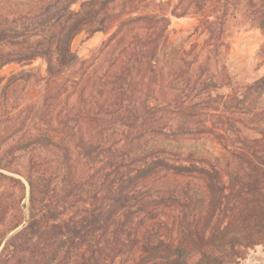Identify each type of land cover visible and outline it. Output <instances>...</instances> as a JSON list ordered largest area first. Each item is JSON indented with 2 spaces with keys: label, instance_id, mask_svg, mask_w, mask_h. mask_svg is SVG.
<instances>
[{
  "label": "trees",
  "instance_id": "trees-1",
  "mask_svg": "<svg viewBox=\"0 0 264 264\" xmlns=\"http://www.w3.org/2000/svg\"><path fill=\"white\" fill-rule=\"evenodd\" d=\"M184 1L174 14L193 10L188 36L204 35L188 45L139 0H43L9 15L42 36L45 70L28 68L38 97L15 115L20 135L5 149L0 139V264H238L264 243V72L239 80L227 39L240 2L264 37V0ZM86 22L115 30L81 58L70 41ZM10 43L0 39V65L16 60ZM95 65L90 91L63 82ZM263 65L264 39L252 72ZM165 217L172 237L154 230Z\"/></svg>",
  "mask_w": 264,
  "mask_h": 264
},
{
  "label": "rangeland",
  "instance_id": "rangeland-1",
  "mask_svg": "<svg viewBox=\"0 0 264 264\" xmlns=\"http://www.w3.org/2000/svg\"><path fill=\"white\" fill-rule=\"evenodd\" d=\"M42 1L43 0H0V39L4 37L7 41L11 42L5 52L10 53L13 55L14 59H16L13 62L0 65V93L10 83L8 86V93L13 99L11 107H8V110H5V108L0 110V113L3 114L0 116V120H3L2 122L6 130L0 134V139L3 140L2 149H5L6 146L12 143L21 133L20 126L16 124L17 120L15 118V115H18L19 108L23 105L30 106L31 103L36 101L39 94L38 88L33 85V77L30 76L31 72L28 68L35 67L42 72L45 70L44 60L40 56L41 50L37 48V46H40L42 36L35 35L36 32L32 26L17 27L14 23H10L12 18L9 15L15 16V14L17 15L19 12H25L29 10L30 7H35ZM73 7L75 9L78 8L79 3H75ZM180 7H189V3L187 1L181 3V0H139L138 13H163L169 19V24L165 33L168 41L173 44L180 45L181 43H185V45H188L189 40L193 39L201 41L204 36L203 34L188 36L191 30L195 28L198 14L194 13L193 10H189L184 16L174 14L175 11L176 13L181 11L182 8ZM243 10V2H240L236 10V18L229 21L230 34L227 38L229 40V52L231 54L229 69L236 73V77L239 80H245L248 76L260 75L264 72V65L258 72H252L254 52L264 37L258 28L250 25L247 19L243 17ZM7 21H9V23ZM114 30L115 27L110 28L107 32H89L88 23H83L80 30H77V33L72 37L70 48L79 57L84 58L93 47L107 39ZM47 35L50 36L49 34ZM129 41L131 40L128 36L119 40L121 43H129ZM119 48L120 46H115V48L110 49V51L106 53L104 58H102V67L106 66L109 61L112 60ZM101 66L95 65L94 67H87L69 73L63 77V82L66 85H71L68 86L69 89H76V94L84 90L88 92L95 86ZM16 78H25V80H18L16 85H14L13 81ZM68 93L69 92L62 95V104H64V100L67 98ZM8 159L7 161L11 163L10 165H12V167H18L17 163L21 161L22 157L14 153L8 156ZM2 170L7 174L18 176L15 173L8 172L4 169ZM2 189L5 191V195L14 201L22 195V191L19 188L10 189L4 187ZM23 201H26V199H23ZM166 215H168V213ZM161 222V224H155L154 230H160L165 237H172L174 235L172 218L166 219L165 217ZM238 264H264V243L249 249L245 257L241 259Z\"/></svg>",
  "mask_w": 264,
  "mask_h": 264
}]
</instances>
